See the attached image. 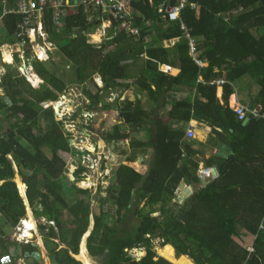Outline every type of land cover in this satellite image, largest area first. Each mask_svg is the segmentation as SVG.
<instances>
[{"label": "trees", "instance_id": "16d2710c", "mask_svg": "<svg viewBox=\"0 0 264 264\" xmlns=\"http://www.w3.org/2000/svg\"><path fill=\"white\" fill-rule=\"evenodd\" d=\"M188 1L196 6L187 4L181 19L171 23L164 22L148 0L134 1L141 14L136 21L139 36L118 34L99 44L90 43L87 36L99 25L96 18L78 8L62 17L57 27L55 8L49 3L44 16L49 41L70 69L65 72L55 60L33 61L35 73L43 79L39 87H31L16 66L6 65L0 78V264H15L18 258L25 264H45L37 243L4 239L7 228L25 215L15 174L26 186L32 215L47 221L38 227L50 258L55 264H81L70 251L78 252L89 226L91 191L75 185L83 177L79 164H73L69 179V134L52 104L44 108L42 103L59 101L69 85H84L95 74L102 87L94 93L84 88L87 108L117 110L121 124L113 123L102 139L118 147L126 141L131 150L117 152L126 164L120 163L109 184L107 210L99 208L93 215L86 237L88 254L100 264H176L164 256L172 246L177 257L194 264H264V116L250 117L244 126L228 104L232 84H221V103L215 82L227 72L248 78L257 87L249 106L260 105L264 114V0ZM18 19L4 18L6 42L13 41ZM186 35L195 44L192 55ZM173 39L177 42L171 45ZM160 65L180 72L166 74ZM131 83L143 93L147 107L142 99L103 101V92H124ZM176 90L183 93L171 99ZM190 120L209 126L215 141L233 152L227 159L205 160L206 166L217 167L218 177L204 184L196 175L199 161L185 141ZM149 151L147 171L135 169L137 159ZM182 181L193 192L178 202ZM64 214L70 217L69 225ZM155 239L163 247L162 256L154 249ZM140 247L147 248L146 254L137 259L130 251ZM87 252L83 245L78 255Z\"/></svg>", "mask_w": 264, "mask_h": 264}, {"label": "rangeland", "instance_id": "374dc122", "mask_svg": "<svg viewBox=\"0 0 264 264\" xmlns=\"http://www.w3.org/2000/svg\"><path fill=\"white\" fill-rule=\"evenodd\" d=\"M99 27L100 26L97 25V28ZM94 32H96V30ZM87 36L89 38L88 34ZM99 38H100L99 33H94L91 36V39L89 38L90 39L89 42L93 43L94 41L95 43H101L104 40V38H100V39ZM7 53L9 54L10 58L8 59L7 57H4V61L11 63L12 59L10 56V52L7 51ZM39 54L43 57L44 56L46 57L45 54L42 53ZM51 60H55L58 64H60L65 72H68V70L70 69L69 68L70 64H65L62 57H59V55L56 53V47L52 50V53L50 55L49 61ZM16 65H18L17 62L14 64V66ZM4 67H5L4 64L0 61V76L3 72L2 70ZM32 71H34L33 66H32ZM31 80L32 83L31 82L29 83L31 87L33 86L39 87L43 83V79L39 78L37 75H34ZM87 84L92 93L96 92L97 89H100L102 87V81H100L99 77H97L96 74L94 79L92 78L91 80H89ZM82 89H83L82 85H69L68 91L59 96V101L56 102L57 104L51 103L52 105L56 104V107L53 106L54 113L55 115H57L56 118L59 121H63V128L65 132L69 134L70 137L69 140L73 142V146H71L73 148V151H71L69 155L65 156V161L68 165L69 179L71 180L73 179L72 178L73 175L71 174V172L75 171L76 168L73 164L74 163L77 165L79 164L80 167L84 169V171H82L83 177L77 182H75V185L79 188L88 189L91 191L92 214H90L89 216V226L85 234H83V236L81 237L80 243L84 241L83 239L84 235L90 232L93 228V224H94L93 215L99 212V208H102L104 211L107 210V206H108L107 189L109 187V184H111L115 176V170L116 168H118L120 163L124 162V164H126L125 156L117 154V152L119 153V148H126L129 151L131 150L129 149V146H127L128 144H126V141L118 144L120 146L118 147L115 145L107 144L102 139V136L104 135L105 132L111 131V124L113 122L117 124H121L119 112L115 109L89 110L87 106L89 105L90 101L87 98V95L84 98V93L82 92ZM103 93H104L103 101L107 103H114L117 100L124 101V99H129L130 101H135L136 99H142L143 103L145 104V99L142 96L143 93L138 90V87L135 85V83H131L130 87L127 90H124L123 93H121L119 89L108 90ZM108 95L109 96L111 95L110 98H108ZM233 101L235 102V99H233ZM99 106L100 104L97 105V107ZM164 112L165 110L162 111V114ZM195 134L197 135V132H195ZM139 136L142 137L141 134H139ZM150 153L151 151H149L145 156L143 157L141 156L142 158L141 157L138 158L137 159L138 165L133 167L138 170L145 168V170L147 171L146 168H148L149 161L151 158ZM129 155H131V153H129ZM15 178L21 182L22 188L25 189L26 186H23V182L21 181L20 177L17 175L15 176ZM64 190L66 191V188ZM192 192H193V188H192ZM190 194L191 193L189 192V190L183 189V192H181V189L179 188L178 197L176 200L178 202H182L183 198H186ZM24 207H25V215L19 220L16 226L7 228L6 234L4 235V239L11 242L17 240L20 242L32 241L34 243H37L39 246L38 251H40L41 253L42 261H44L45 264H55L54 261L50 258L47 249L44 247L43 238L42 235L40 234L38 227V224L46 223L47 222L46 219L43 217L40 218L34 217L30 211V208L28 207V205H26L25 202H24ZM28 215H30L31 218L34 220V225H35L34 229L31 230L30 237L22 236L25 230V229L23 230V228H25L23 225V220L24 218H27ZM155 215H158V213H156ZM62 218L64 219L66 225L70 224L69 215L64 214ZM64 246H65L64 244L60 245V247H64ZM82 246L83 243L81 245V249ZM140 248L143 249V252H145L147 249L146 247H140ZM160 248L163 249V247L160 245L159 240L155 239L154 249L156 250L158 255L161 253V250L159 252ZM137 249L138 248H134L130 251L133 256L136 257L138 256ZM164 256L167 257L169 260L175 262L176 264H186V263L194 264V262L188 256L187 257L191 260L192 263L187 261L182 255L177 257L175 254V249L172 246H169V248L165 250ZM77 257L81 259L84 262V264H100L99 258L90 256L88 252L87 254L81 253ZM83 262H81V264ZM4 263H6V261H4ZM25 263L26 261L23 258H18L15 261V264H25Z\"/></svg>", "mask_w": 264, "mask_h": 264}, {"label": "built area", "instance_id": "2783aa9c", "mask_svg": "<svg viewBox=\"0 0 264 264\" xmlns=\"http://www.w3.org/2000/svg\"><path fill=\"white\" fill-rule=\"evenodd\" d=\"M134 1L137 0H65L62 3L65 9H61L60 4H56L55 0H0V36L5 16L17 15L21 17V20L15 25L12 35L13 41L10 44L3 43L0 38V61L4 66L14 65L17 62L16 69L18 73L23 75L29 83H32L31 75L38 76L37 73L32 71L31 61H48L52 50L55 48L54 43L49 41L48 33L45 31L44 24H42L45 9L49 3H52L55 8L53 23L56 26L60 25L62 17L66 14L74 13L75 10L80 8L84 13L89 15V18H96L99 21L100 27L97 30L99 34L101 32L100 37H103L104 40L115 38L118 34L124 33L128 36L138 37L140 31L135 23L139 13L133 7ZM149 2L156 6L158 14L167 23L180 20L182 10L187 4L191 7L196 6L195 3H191L188 0H149ZM108 31L111 32L110 35H108ZM89 38L91 39V35H89ZM186 39L188 42V52L192 55L195 51V44L187 35ZM176 40L173 39L171 44L174 45ZM92 44L97 43L93 41ZM168 45L169 42H165V46ZM4 49L10 52L11 63L4 61ZM38 51H43L46 57L41 56ZM194 61L200 67L204 65L199 60ZM160 70L166 74L173 73V68L170 65H160ZM2 71H4V68ZM198 80L200 79L198 78ZM215 82L223 84L224 79L219 78ZM231 109L235 112L238 120L242 122L245 119H250V117L258 118L264 116L261 113L260 105L251 107L238 103L232 106ZM195 137L194 127L187 126L185 138L191 140ZM196 175L201 184H204V182L217 178L218 172L213 166L203 165L196 169Z\"/></svg>", "mask_w": 264, "mask_h": 264}, {"label": "crops", "instance_id": "0c3cea01", "mask_svg": "<svg viewBox=\"0 0 264 264\" xmlns=\"http://www.w3.org/2000/svg\"><path fill=\"white\" fill-rule=\"evenodd\" d=\"M52 1H54V0H52ZM64 1L65 0H55V3L60 4V8L63 7V9H65L63 4H62V3H64ZM69 14H71V13H69ZM139 15H141V14L139 13ZM14 16H17V15H14ZM18 18H19L18 21H20L21 17H18ZM136 21H137V18H136ZM42 24H44V26H45V31L48 33V39H49V32L46 28L45 18L43 19ZM135 25H137V23H135ZM59 26H61V23ZM59 26H57V27H59ZM95 30H96V32H93L92 34L99 33L97 29H95ZM110 33L111 32L108 31V35H110ZM92 34H88V35L92 36ZM100 35H101V32H100L99 36ZM0 38L3 41V43H8L4 40V35L2 33H1ZM101 38H103V37H101ZM175 42H177V40ZM8 44H10V43H8ZM168 46H166V47H168ZM8 59H9V57H8ZM203 66H205V64ZM172 72H173L172 74H178L180 71H179V69L173 68ZM94 77H95V75L92 78L94 79ZM97 77H99V76L97 75ZM91 79H89V80H91ZM99 79L101 81L100 77H99ZM199 79L201 80L200 77H199ZM223 79H224V83L229 82L230 84H232L233 90H234L233 93L230 95V98L228 101L230 108H231V106L238 104V103L243 104V105H249L251 103V101L254 99V96H255L256 91H257V87L252 82H250V80L248 78H237L233 72H227L225 74V78H223ZM89 80L87 82H85L84 85H82L83 86V89H82L83 93L85 92L84 88L87 90H90L89 86L87 84L89 82ZM125 82H131V80H126ZM93 83H95V82H93ZM115 89L116 88H113L111 90H115ZM119 90L121 93H123V91H121V89H119ZM0 91H1L0 93L3 92L2 89H0ZM180 93H183V92L176 90V95H172L171 99H176V96ZM222 94H223V86L221 84H218L217 96H218L221 103H223ZM85 96H86V94L84 93V98H85ZM233 96H235V102L232 99ZM108 98H110L109 95H108ZM191 98H192V94H191ZM144 105L146 107L149 105L147 100H145ZM169 109H170V106H167V109L165 110V112L163 114H166L167 111H169ZM161 113H162V111H161ZM165 119H167V117H165ZM187 126H193L195 132H197V135L194 139H191V140L185 139V141L190 146L191 152H193L195 154L194 157L199 161L198 167L205 165V163H204L205 160L209 159L212 156H214V157L217 156V157H220L222 159H227L229 157V155H231L233 153L231 148H229L227 145H225L224 143H221L220 141H215V139H214L215 136L213 134H211V128L209 126H206L205 124L199 123V122L194 121V120H190L188 122ZM126 143H128V142H126ZM141 161H142V159H141ZM213 167H215L217 169L216 166H213ZM15 176H17V175H15ZM15 176L13 178V181L15 182V186H16V189L18 191V194L22 198L23 204L25 202L26 205H28L24 193L22 195V193L19 192L20 190H18L19 188H18L17 179L15 178ZM200 184H201V182H200ZM192 188L193 187L190 185L184 184V186H183V189L189 190L190 193H192ZM183 189H181V192H183Z\"/></svg>", "mask_w": 264, "mask_h": 264}, {"label": "bare ground", "instance_id": "6f19581e", "mask_svg": "<svg viewBox=\"0 0 264 264\" xmlns=\"http://www.w3.org/2000/svg\"><path fill=\"white\" fill-rule=\"evenodd\" d=\"M101 38V37H100ZM99 40V39H98ZM4 53H6L7 55H9L8 53H7V50L6 49H4ZM38 53H42V54H44V52L43 51H38ZM99 173H101V172H99ZM17 184H18V188H19V190H20V192L22 193V195H23V193H24V188H22V186H21V182L19 181V180H17ZM28 214H29V211H28ZM23 225H24V227L25 228H23V230H24V233L22 234V236H26V237H30L31 236V230H33L34 229V220L31 218V216L30 215H28V217L27 218H24V220H23ZM22 230V231H23ZM25 237V238H26ZM144 252H142L141 254H143ZM78 256V255H77Z\"/></svg>", "mask_w": 264, "mask_h": 264}, {"label": "water", "instance_id": "95a60500", "mask_svg": "<svg viewBox=\"0 0 264 264\" xmlns=\"http://www.w3.org/2000/svg\"><path fill=\"white\" fill-rule=\"evenodd\" d=\"M51 102L50 101H48V102H44L43 104H44V106H46V105H48V104H50ZM51 105V104H50ZM249 122V119H245L243 122H242V124L245 126L247 123ZM69 142V145L70 146H73V142L71 141V140H69L68 141ZM24 185V184H23ZM25 186V185H24ZM183 186H184V184H183V181L181 182V184H180V188L181 189H183ZM24 193H25V191H24ZM90 232H88L86 235H84V237H83V239H84V241H83V245H84V247H85V249H86V251H87V247H86V237L88 236V234H89ZM80 247H81V243H80V245H79V249H78V252L77 253H72V252H70V254L75 258V259H77V260H79V261H81L78 257H77V255H78V253L80 252ZM137 252H138V256H137V259H140L142 256H144L145 254H146V251L143 253V254H141L142 252H143V249L142 248H138L137 249ZM160 256H162L161 254H159ZM164 257V256H163ZM82 262V261H81ZM83 264V263H82Z\"/></svg>", "mask_w": 264, "mask_h": 264}, {"label": "clouds", "instance_id": "9594fccd", "mask_svg": "<svg viewBox=\"0 0 264 264\" xmlns=\"http://www.w3.org/2000/svg\"><path fill=\"white\" fill-rule=\"evenodd\" d=\"M9 16V15H8ZM6 17V16H5ZM3 23V22H2ZM1 33H2V30H1ZM90 40V39H89ZM8 43H10V42H8ZM97 44H99V43H97ZM55 45V44H54ZM17 60V59H16ZM33 61H39V60H32L31 61V64L33 63ZM39 62H42V61H39ZM11 66H14V65H11ZM5 69H6V65H5V67H4V71L3 72H5ZM3 72H2V74H3ZM35 72V71H34ZM2 74H1V76H2ZM19 75H21V74H19ZM1 76H0V78H1ZM23 76V75H22ZM39 76V75H38ZM40 77V76H39ZM41 78V77H40ZM27 81V80H26ZM28 82V81H27ZM29 83V82H28ZM33 87H35V86H33ZM52 104L53 103H56V102H52V101H50ZM58 102V101H57ZM44 103V102H43ZM42 103V106L44 107V108H48V107H53L54 105H51V106H49V105H46V107L44 106V104ZM56 117H57V115H55ZM58 120V119H57ZM25 190H26V187H25ZM24 190V191H25ZM24 195H25V193H24ZM26 198V197H25ZM29 207V206H28Z\"/></svg>", "mask_w": 264, "mask_h": 264}]
</instances>
